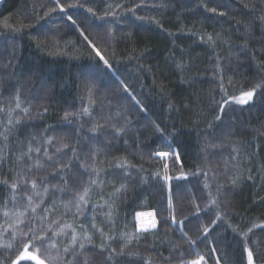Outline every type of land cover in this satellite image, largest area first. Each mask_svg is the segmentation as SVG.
<instances>
[{"label": "trees", "instance_id": "trees-1", "mask_svg": "<svg viewBox=\"0 0 264 264\" xmlns=\"http://www.w3.org/2000/svg\"><path fill=\"white\" fill-rule=\"evenodd\" d=\"M59 4L63 12L56 0L0 3V156L6 161L0 165V259L10 257L7 264L11 260L61 264L75 229L78 242L85 245L84 250L76 245L81 261L91 264H102L111 249L125 245L122 234L134 236L127 251L138 254L132 258L136 264L145 260L190 264L200 257L201 264H247L245 247L253 251L254 264H264V228L253 227L264 225V89L257 88L250 107L232 100L264 78V0H59ZM209 34L214 42H205ZM90 42L109 61L105 72H94L103 61L96 64L99 58ZM5 64L11 66L4 69ZM53 84L54 94L46 95L44 89ZM17 86L22 89V107L30 109L28 116L19 109L12 111L13 121L17 116L24 121L18 126L8 124ZM133 96L141 103L136 104ZM225 100L226 113L217 122ZM85 106L90 116L82 114ZM44 108L48 112L41 118L38 113ZM65 111L73 113L71 123L62 120ZM96 124L102 130L91 133ZM114 126L124 131L117 134ZM91 136L98 137L95 160L89 151ZM48 137L54 140L50 146L44 143ZM30 141L33 149L47 146L53 161L43 151H33L28 160L21 149L26 153ZM72 148L78 149V159L70 160ZM157 151L179 153L180 162L170 155L163 168L154 155ZM84 153H89L87 159ZM37 160L43 167H36ZM61 162L71 163L78 173L83 163L95 173L91 179L97 184L82 205L83 215L74 198L77 190L82 194L81 184L88 186L89 174L82 172L65 186L61 180L65 174L54 170ZM117 163L123 168L117 169ZM124 172L127 180L120 178ZM181 173L188 179H177ZM164 176L172 179L165 181ZM232 177H239L234 187ZM44 178L50 188L46 195L42 187L33 190L30 183ZM24 180L29 183L24 185ZM12 183L28 192L21 203L8 202L5 208ZM121 184L126 191L122 189L112 202L114 187ZM221 186L227 187L226 196ZM37 192L46 201L47 215L59 224L41 225L54 233L43 246L27 240L23 235L27 229L20 223L31 224L29 216L20 213H31L27 195L40 203ZM44 208L39 215L45 214ZM140 211H153L159 221L156 229L141 231L137 239L135 215ZM93 215L100 232L91 229ZM22 240L29 244L27 249ZM102 244L108 251L98 256ZM24 251L29 256L19 259ZM128 259L125 255L121 264Z\"/></svg>", "mask_w": 264, "mask_h": 264}, {"label": "snow or ice", "instance_id": "snow-or-ice-1", "mask_svg": "<svg viewBox=\"0 0 264 264\" xmlns=\"http://www.w3.org/2000/svg\"><path fill=\"white\" fill-rule=\"evenodd\" d=\"M166 6V5H165ZM56 7H60L59 4V0H56ZM56 9L53 8L52 11H55ZM209 12L212 13H216L217 15L223 17L225 15L224 12H219L217 13V10L215 8H208L207 9ZM60 11L63 12L64 9L63 7H60ZM89 11H91V9H89ZM46 15H48V13H46ZM67 19L69 21H72V24L75 25L76 21L72 19L71 16H68ZM143 19V18H140ZM262 20H264V17H262ZM239 23V22H238ZM250 23H249V27H250ZM7 27V26H6ZM27 27H31V25H27ZM83 35V33H81ZM217 36L219 34H216ZM85 39H88V37H85ZM203 39V37H202ZM205 42H214V36L209 34L207 36V40ZM89 47L92 48V50L95 52V56L99 58V60L96 61V64H100V61H103V65L95 68L94 72L95 73H101V72H105L107 69H109L111 67L109 61L107 59H105V57L101 54V52L96 48V46L94 44H92L91 42L89 43ZM246 47V46H245ZM243 50V49H242ZM147 51V50H146ZM10 64H5L2 65V67L4 69H7L8 67H10ZM218 70H222L219 68L218 66ZM13 75H15L13 73ZM183 82V81H182ZM0 83H2V81H0ZM54 84L52 86L47 87L46 89H44L45 94L48 96H52L54 94ZM257 88H262L264 89V78H262L261 82L255 86H253L252 89L247 90V91H243L239 97H232V100H234L235 102L239 103L240 105H247V106H251V103L255 102L256 99V95H257ZM125 92L128 91V86L125 85L124 89ZM21 92L22 89L17 86L16 88H14V99L16 101L15 103V108L9 111V120H8V124L9 125H19L21 123H23V119L19 116L16 117L15 121H13L11 119V113L12 111H15L17 109L21 110L26 116H28L30 114V109L28 107H22V104L20 102V98H21ZM90 92H91V88H90ZM261 95H264V92L261 93ZM133 100L136 101V104H140L141 102L139 100H137V98L135 96L132 97ZM251 102V103H250ZM228 104V101L225 100L223 104L219 105V109H220V115H217L215 117V121L217 122H222L223 120V115L226 113V105ZM173 107V105L171 103H169V108L171 109ZM140 111H144V108L141 107L139 109ZM0 111H3V109H0ZM48 112V108H44L43 109V113H38V115L42 118L44 114H46ZM82 114L83 115H88L90 116L91 113L89 112V108L87 106L83 107L82 109ZM73 115V113L65 111L64 116L62 117V120L71 123V121L69 120V117H71ZM199 125H197L198 127ZM219 125H216V127H218ZM115 127V126H114ZM210 127H213L212 125H210ZM262 127H264V125H262ZM103 126L96 124L94 125L92 128L89 129V131L91 133H97L99 130H102ZM157 131H160L159 126H156ZM9 131H11V129H9ZM115 131L117 134L121 133L122 131H124V129L120 128V127H115ZM45 132H47V129L45 130ZM178 134V133H177ZM221 134H224L223 131L221 132ZM35 138L33 137L32 140H34ZM89 140L92 141V144L89 145V151L92 153V159L95 160V152L93 151V148L97 146V141H98V137L97 136H91L88 137ZM107 139V137H106ZM3 141L5 143H7L8 141V136L5 134L3 135ZM46 145H51L52 143H54L53 137H48L47 140L44 142ZM127 143V142H126ZM63 148H68L69 145L64 144L62 146ZM169 147H171V145H169ZM235 150V149H234ZM35 151L36 153H40L41 151H43L44 156L47 158L48 161H53V156L49 154L48 152V147L47 146H41V147H36L35 149H33L31 147V141L29 142V147L27 148V152L24 153L23 149H21V152L23 155H25L27 157L28 160L32 159L31 153ZM61 149H56L57 153H60ZM72 152H73V157L70 158V160L72 159H78V149L77 148H72ZM175 155L176 157V162L179 163L180 162V155L179 153H170V152H165V151H157L154 153V155L156 156H160V157H167L169 155ZM89 156V153H84V158L87 159ZM5 161V158L3 156H0V165H2ZM62 166H58L56 169H54L55 171H59V172H63L65 175L61 176V180L64 181L65 186L75 182L80 175H82V172H87L89 174L90 180L88 182V186H84L83 184L80 185V187L83 188V192L82 194L79 192V190H77L76 196H75V203H76V207L78 209L79 215H83V208L82 205L83 204H87L88 201V197L90 195V190H91V186L96 185L97 181L95 179H91V177L95 174L93 170H90L88 168L87 165L81 163L80 167H81V172H74L72 167H71V163L69 164H62ZM36 167H43V165L40 163L39 160H37L36 162ZM115 167L117 169H122L123 165L120 163H117L115 165ZM168 165L165 164V168H167ZM28 172L31 173L32 171V166L29 165L28 166ZM196 173H193V176H195ZM127 176L128 173L124 172L123 175L120 177L123 180H127ZM188 179L187 175L181 173L180 177H177V179ZM249 179H251V176L248 177ZM163 179L165 181H170L172 179L171 176H164ZM47 178H44L41 181H37V180H32L31 183V188L33 190L37 189L38 186L43 188V194H48L50 192V188L46 182ZM239 181V177H232L230 178V183L232 184V186L234 187ZM5 184H7V182H4ZM29 183L28 180H24L23 184L27 185ZM195 187V186H194ZM205 187H207V184H205ZM224 187V186H221ZM52 188H56V186H52ZM10 192H11V196L9 198L6 199V203H5V208L7 207V203L8 202H12L14 204H18L21 203L24 199L25 194L28 192V189L22 188L20 184L18 183H12L9 186ZM124 189L126 191V186L125 184H121V186L119 188H115L114 187V194L113 197H111L110 199L112 200V202H114L115 198H116V194H119L121 192V190ZM58 191L64 192L66 191V188H59L57 189ZM169 191H171V187H169ZM225 196L228 194V189L227 187H224V193ZM36 196L41 197L40 198V203L36 204L33 202V195H27V201L28 204L31 206V213H27L23 212L20 213V215H28L29 219L31 220V224H25L24 221H21L20 223L24 224V227L27 229L26 231L23 232L24 237L29 240L32 241L33 244L39 242V244L41 246H43L45 243H48L49 241H51L52 235H54V233H51V228L49 227L47 230L43 227H41L42 224L44 223H49V225L51 224H56L57 226H59L58 222L56 220H51L50 217L47 215L48 209L44 208V205L46 204V201L43 199V196L41 193L37 192L35 193ZM213 203H215V201H213ZM169 211H171V200H169ZM103 207V206H101ZM109 207L111 208V203H109ZM41 208H44V215H39V210ZM196 211L199 212L200 208L199 206H197ZM9 213L7 211L4 212V215L7 216ZM218 218H219V214ZM109 218H111V212L108 213ZM172 221L173 223H175V216L173 215L172 217ZM164 222L167 223L168 221V217H164ZM187 219V217H185V220ZM180 223H183V221H181ZM212 224H216V221L213 220ZM66 227L71 228V225H66ZM157 227V223L155 220H153L149 225H144L141 224L139 226V230L138 232L135 234V238H139V235L141 234V230L142 231H147L148 228L151 229H156ZM253 227H262L264 228V225H253ZM91 229L95 232H100L101 229L97 228L96 223H95V215H93L92 218V223H91ZM249 231H251V229H249ZM205 238L207 237V235L209 234V228H204L203 230ZM85 235V239H89L88 236V230L85 229L84 232ZM33 237H35L36 239L33 240ZM122 238H126L127 243L125 245H122L121 248L119 250L113 248L111 249V251L109 252V255L107 257H105L102 261V264H121V260L122 258L127 255L129 257V259L125 262V264H136V261L134 259H132L133 257L137 256V253H132V252H128L127 248L128 246L131 244L134 236L133 235H129V234H122ZM195 241H190V243H194ZM78 238L75 232V229H73L72 234H71V241L70 243H68V246H66L64 248V253H65V258L63 261H61V264H91L90 261H81V253L77 251L76 245L78 244ZM21 244H23V247L25 249H27L29 247V244L26 243L24 240L21 241ZM51 247L53 249L56 248V244L52 243ZM79 249L84 250L85 249V245L83 243H79ZM105 251H108L107 248L104 247V245H101V249L100 252L97 254L98 256H102L103 253ZM244 252L247 254V264H254V256H253V251L250 250L248 247L244 248ZM71 255L72 259L68 260L67 256ZM29 253L27 251H24L21 253L20 257H18L19 259H23L24 257H28ZM32 259H36L35 256L31 257ZM11 258H6V259H0V264H7L8 260H10ZM53 259L55 260L56 258L53 257ZM200 260H203V257H200ZM11 264H17L16 260H11ZM38 264H44L43 261H38ZM144 264H149V262L147 260L144 261ZM190 264H200L199 260H192L190 261ZM217 264H219V261L217 262Z\"/></svg>", "mask_w": 264, "mask_h": 264}, {"label": "rangeland", "instance_id": "rangeland-1", "mask_svg": "<svg viewBox=\"0 0 264 264\" xmlns=\"http://www.w3.org/2000/svg\"><path fill=\"white\" fill-rule=\"evenodd\" d=\"M165 152H168V151H165ZM157 157L161 160L162 167L165 168V164L168 163L167 161H168L170 155L167 157H160V156H157ZM140 217H141V215H140ZM144 218H146V215L144 216ZM155 219L157 220V222L159 221L157 217H155Z\"/></svg>", "mask_w": 264, "mask_h": 264}, {"label": "built area", "instance_id": "built-area-1", "mask_svg": "<svg viewBox=\"0 0 264 264\" xmlns=\"http://www.w3.org/2000/svg\"><path fill=\"white\" fill-rule=\"evenodd\" d=\"M146 215V218H144V222H151L153 220L156 221V219L151 215V213L147 212L144 214V216Z\"/></svg>", "mask_w": 264, "mask_h": 264}, {"label": "water", "instance_id": "water-1", "mask_svg": "<svg viewBox=\"0 0 264 264\" xmlns=\"http://www.w3.org/2000/svg\"><path fill=\"white\" fill-rule=\"evenodd\" d=\"M2 2V0H0V3Z\"/></svg>", "mask_w": 264, "mask_h": 264}]
</instances>
